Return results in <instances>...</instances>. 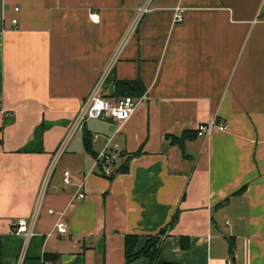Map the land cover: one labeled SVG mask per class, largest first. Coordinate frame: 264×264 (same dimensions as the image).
<instances>
[{
	"label": "crops",
	"instance_id": "obj_1",
	"mask_svg": "<svg viewBox=\"0 0 264 264\" xmlns=\"http://www.w3.org/2000/svg\"><path fill=\"white\" fill-rule=\"evenodd\" d=\"M144 1L0 0V264L33 213L20 264H264V0H150L138 18ZM118 80L148 98L70 134ZM212 118L227 129L198 137ZM107 137L118 157L95 163ZM128 234L134 252L158 237L153 262L126 261Z\"/></svg>",
	"mask_w": 264,
	"mask_h": 264
},
{
	"label": "built area",
	"instance_id": "obj_2",
	"mask_svg": "<svg viewBox=\"0 0 264 264\" xmlns=\"http://www.w3.org/2000/svg\"><path fill=\"white\" fill-rule=\"evenodd\" d=\"M150 0H145L137 8V17H141L145 12L149 10ZM17 9V8H15ZM89 18L93 22L99 21V15L95 11H90ZM182 9L179 7L176 8L174 13V21H182ZM12 23H16V19H12ZM148 96L146 93L141 94L140 96H120L113 99L102 96L99 93L98 87H94L91 93L88 95L85 103L80 108L77 113V116L72 124V130L70 134L80 129L88 119H103L105 117H112L117 123H122L125 121L137 105L143 100L147 99ZM0 113H3V110L0 109ZM226 130L227 125L225 123L217 121V119L212 118L208 121L200 123L196 127V135L198 137H208L213 130ZM99 134L93 135V141L98 138ZM118 157V144L112 140V137H107L106 142L97 153L95 158V163H110ZM70 181L69 172L64 171L63 182L68 184ZM78 197H83V194H78ZM49 212H52L49 210ZM35 219V213H33L30 220L25 218H18L16 222L10 227V232L16 235L22 236V244L18 256V264H20L26 254V249L29 239L34 235L33 232V223ZM55 229L58 233H64L66 229V224L63 222H58L55 224ZM165 232V231H164ZM163 232V233H164ZM162 233V234H163ZM50 234V233H48ZM225 264H233L230 260H227Z\"/></svg>",
	"mask_w": 264,
	"mask_h": 264
},
{
	"label": "trees",
	"instance_id": "obj_3",
	"mask_svg": "<svg viewBox=\"0 0 264 264\" xmlns=\"http://www.w3.org/2000/svg\"><path fill=\"white\" fill-rule=\"evenodd\" d=\"M115 88H116V94L119 95L118 97L120 96L137 97V96H140L142 93V87L140 86L138 81L118 80L115 82ZM184 137H185V134H182V136L179 138H176V137L172 138V141H177L178 143H181ZM83 143L86 146V148L89 150L90 136L88 134H84ZM160 232L163 233L164 229H162ZM137 241H138L137 235L128 234L125 236V259L126 261L129 262L139 255H144L150 260V262H153L154 259L157 257V252H158L157 251L158 248L153 247L154 240L151 242L148 240L145 246L140 251L134 252ZM181 241H183V238H181ZM229 245L231 249L232 247L231 241L229 242ZM181 246L184 247L183 244H181Z\"/></svg>",
	"mask_w": 264,
	"mask_h": 264
},
{
	"label": "rangeland",
	"instance_id": "obj_4",
	"mask_svg": "<svg viewBox=\"0 0 264 264\" xmlns=\"http://www.w3.org/2000/svg\"><path fill=\"white\" fill-rule=\"evenodd\" d=\"M148 240H149L150 242L154 240V241H153V242H154L153 247H154V248H157V247H158V244H159V243H158L157 236H152V237H150ZM148 240H147V241H148Z\"/></svg>",
	"mask_w": 264,
	"mask_h": 264
}]
</instances>
